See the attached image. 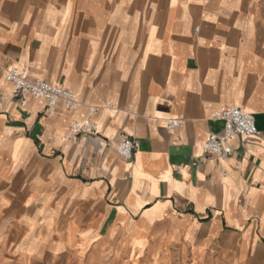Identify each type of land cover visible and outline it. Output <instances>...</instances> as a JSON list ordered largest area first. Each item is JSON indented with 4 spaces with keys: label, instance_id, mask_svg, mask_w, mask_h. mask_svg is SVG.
Instances as JSON below:
<instances>
[{
    "label": "crops",
    "instance_id": "crops-1",
    "mask_svg": "<svg viewBox=\"0 0 264 264\" xmlns=\"http://www.w3.org/2000/svg\"><path fill=\"white\" fill-rule=\"evenodd\" d=\"M0 65L81 104L22 107L0 70V259L264 264L263 145L205 151L223 108L264 133V0H0Z\"/></svg>",
    "mask_w": 264,
    "mask_h": 264
},
{
    "label": "built area",
    "instance_id": "built-area-1",
    "mask_svg": "<svg viewBox=\"0 0 264 264\" xmlns=\"http://www.w3.org/2000/svg\"><path fill=\"white\" fill-rule=\"evenodd\" d=\"M196 31H198V28H196ZM0 70H3L1 65ZM3 73L6 81L19 96L22 107L27 106L29 98L43 101L50 113L57 111L59 102H63L65 108L69 111H75L81 106L76 96L62 87L52 85L42 79L30 80L25 77L22 71L16 68L4 69ZM97 112L98 108L92 107L90 118L73 122L66 131V138L74 139L79 135L96 137L99 133V125L93 122L91 117ZM214 119L224 123V131L221 135L211 134L209 136L205 143V151L209 155L221 158L232 156L234 149L230 142L236 136L254 137L259 140L264 148V133L257 128L253 114L242 108L232 106L216 111ZM166 126L169 131L174 132L183 126V121L170 119L166 122ZM139 149L140 143L136 139L123 140L117 146L116 153L124 162H131Z\"/></svg>",
    "mask_w": 264,
    "mask_h": 264
},
{
    "label": "rangeland",
    "instance_id": "rangeland-1",
    "mask_svg": "<svg viewBox=\"0 0 264 264\" xmlns=\"http://www.w3.org/2000/svg\"><path fill=\"white\" fill-rule=\"evenodd\" d=\"M0 264H74L72 259H0Z\"/></svg>",
    "mask_w": 264,
    "mask_h": 264
}]
</instances>
